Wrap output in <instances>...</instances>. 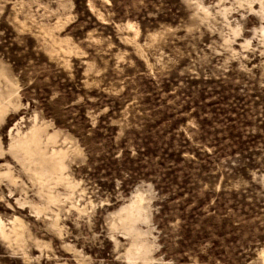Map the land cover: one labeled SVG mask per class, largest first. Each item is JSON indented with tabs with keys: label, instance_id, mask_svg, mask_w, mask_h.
<instances>
[{
	"label": "rangeland",
	"instance_id": "obj_1",
	"mask_svg": "<svg viewBox=\"0 0 264 264\" xmlns=\"http://www.w3.org/2000/svg\"><path fill=\"white\" fill-rule=\"evenodd\" d=\"M0 227V264H264V0H0Z\"/></svg>",
	"mask_w": 264,
	"mask_h": 264
},
{
	"label": "bare ground",
	"instance_id": "obj_2",
	"mask_svg": "<svg viewBox=\"0 0 264 264\" xmlns=\"http://www.w3.org/2000/svg\"><path fill=\"white\" fill-rule=\"evenodd\" d=\"M50 139L53 140V138H50ZM39 146H40V138H39L38 130L35 128L30 131V133L27 137L18 138L14 143L15 150L19 153H22L23 159H25L27 161H31V162L36 161V162L41 163V164H44V163H46V161L49 160V163H51V161H50L51 159L47 160L46 156L41 153ZM52 154H54V151L52 152ZM55 154H56V152H55ZM50 158H52V157L50 156ZM55 161L60 162V160H57V158ZM59 162L52 165L50 167V170H48V171L43 170L42 173H40V175L42 177L48 178L50 176L51 172H53V171L55 172V171L60 169L61 163H59ZM52 163H54V162H52ZM126 214H127V216H126L127 220L132 219V217L134 215L133 208L126 209Z\"/></svg>",
	"mask_w": 264,
	"mask_h": 264
}]
</instances>
